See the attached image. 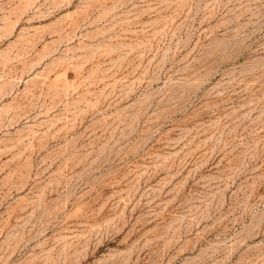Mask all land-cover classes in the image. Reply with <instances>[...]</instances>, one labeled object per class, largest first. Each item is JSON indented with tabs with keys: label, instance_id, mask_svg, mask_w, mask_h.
I'll list each match as a JSON object with an SVG mask.
<instances>
[{
	"label": "rangeland",
	"instance_id": "obj_1",
	"mask_svg": "<svg viewBox=\"0 0 264 264\" xmlns=\"http://www.w3.org/2000/svg\"><path fill=\"white\" fill-rule=\"evenodd\" d=\"M0 264H264V0H0Z\"/></svg>",
	"mask_w": 264,
	"mask_h": 264
}]
</instances>
